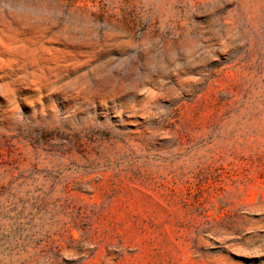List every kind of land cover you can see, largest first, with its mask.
Wrapping results in <instances>:
<instances>
[{
  "label": "rangeland",
  "instance_id": "374dc122",
  "mask_svg": "<svg viewBox=\"0 0 264 264\" xmlns=\"http://www.w3.org/2000/svg\"><path fill=\"white\" fill-rule=\"evenodd\" d=\"M0 264H264V0H0Z\"/></svg>",
  "mask_w": 264,
  "mask_h": 264
}]
</instances>
